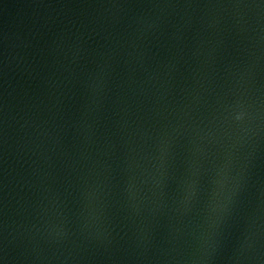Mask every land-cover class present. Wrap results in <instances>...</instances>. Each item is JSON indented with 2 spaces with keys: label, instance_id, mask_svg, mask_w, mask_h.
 Segmentation results:
<instances>
[{
  "label": "water",
  "instance_id": "95a60500",
  "mask_svg": "<svg viewBox=\"0 0 264 264\" xmlns=\"http://www.w3.org/2000/svg\"><path fill=\"white\" fill-rule=\"evenodd\" d=\"M108 5L133 264H264V0Z\"/></svg>",
  "mask_w": 264,
  "mask_h": 264
},
{
  "label": "clouds",
  "instance_id": "9594fccd",
  "mask_svg": "<svg viewBox=\"0 0 264 264\" xmlns=\"http://www.w3.org/2000/svg\"><path fill=\"white\" fill-rule=\"evenodd\" d=\"M241 119V116H237V120Z\"/></svg>",
  "mask_w": 264,
  "mask_h": 264
}]
</instances>
